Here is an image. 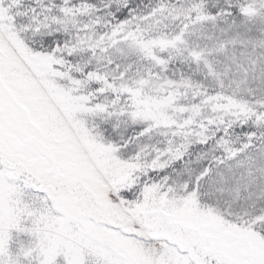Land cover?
I'll return each mask as SVG.
<instances>
[{"label": "snow or ice", "instance_id": "snow-or-ice-1", "mask_svg": "<svg viewBox=\"0 0 264 264\" xmlns=\"http://www.w3.org/2000/svg\"><path fill=\"white\" fill-rule=\"evenodd\" d=\"M0 264H264V0H0Z\"/></svg>", "mask_w": 264, "mask_h": 264}]
</instances>
